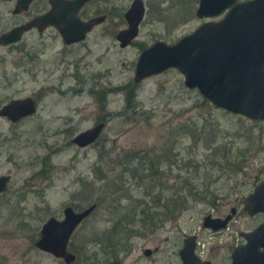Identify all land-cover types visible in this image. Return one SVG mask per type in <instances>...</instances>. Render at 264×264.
Segmentation results:
<instances>
[{"label": "rangeland", "instance_id": "rangeland-1", "mask_svg": "<svg viewBox=\"0 0 264 264\" xmlns=\"http://www.w3.org/2000/svg\"><path fill=\"white\" fill-rule=\"evenodd\" d=\"M134 1L93 2L87 14L93 9V17L105 15L107 21L84 43L65 46L59 32L49 28L32 30L21 42L0 49V109L27 97L39 107L34 117L16 125L0 117V176H12L0 196V264H65L36 243L44 223L52 217L63 220L68 206L82 211L101 203L70 240L75 264H110L114 255L123 264H183L179 253L187 235L199 233L209 215H233L227 230L200 232L205 256L213 264H232L241 234L263 223L264 215L251 217L245 205L264 181V121L215 108L197 89L185 86L177 69L135 82L145 49L158 41L174 45L225 14L199 18L200 0H143L146 15L139 35L122 49L117 35L128 27L125 14ZM17 2L0 0V34L51 7L48 0H36L28 11L15 13ZM131 89L137 98L128 106ZM101 122L107 127L97 143L88 148L72 143ZM147 156L177 162L160 170L168 174L163 179L167 189L162 191L157 180L149 196L155 181L137 172L148 165ZM117 188L121 191L111 195ZM180 189L183 196L190 191L197 196L183 198V211L156 232L143 230V208L167 204ZM122 217L133 218L129 228L137 234L113 251L105 237ZM146 249L153 256L147 258Z\"/></svg>", "mask_w": 264, "mask_h": 264}, {"label": "water", "instance_id": "water-1", "mask_svg": "<svg viewBox=\"0 0 264 264\" xmlns=\"http://www.w3.org/2000/svg\"><path fill=\"white\" fill-rule=\"evenodd\" d=\"M35 1L18 0L15 13L28 11ZM49 1L51 9L47 13L3 34L0 46L17 44L28 32L43 33L50 27L59 32L66 46H70L85 41L87 34L106 20L105 16L87 22L81 20L79 13L90 0ZM223 14L221 20L204 23L174 45L158 41L145 49L137 63L135 82L177 69L185 77V86L197 89L215 108L264 121V0L199 1V18H217ZM145 15L144 1L135 0L125 14L128 27L117 35L122 49L136 40ZM37 111V102L27 97L5 105L0 116L17 123L34 116ZM106 127V123L101 122L77 134L72 143L88 148L99 141ZM11 182V176H0V196L8 191ZM97 206L92 204L80 212L69 206L64 210L63 220L56 217L47 220L36 247L65 264H75L78 258L69 250L70 240ZM245 211L251 217L264 215V181L247 198ZM232 219L233 215L226 218L209 215L203 221V228L213 232L225 230ZM244 238L247 243L232 251V264H264V221L253 231L244 233ZM196 246L195 236L186 238L180 251L183 264H212L197 255ZM146 253L149 255L150 250Z\"/></svg>", "mask_w": 264, "mask_h": 264}, {"label": "trees", "instance_id": "trees-1", "mask_svg": "<svg viewBox=\"0 0 264 264\" xmlns=\"http://www.w3.org/2000/svg\"><path fill=\"white\" fill-rule=\"evenodd\" d=\"M137 98L136 93L134 92L133 89L129 90L128 94H127V102H128V106H130L132 104V102L135 101V99ZM130 156V155H129ZM146 158H149V156H147ZM169 157H157L155 158H149L148 161V165H144L142 170L139 169L137 170V172H141L143 171V173H147L146 175H142L140 178L141 179H152L153 181H155L154 186L151 189V192L148 193L147 195H151L153 193V191L157 188V180H161V185L163 186L162 191H165L167 189H165L164 187V183H163V179H166V177L168 176V174L166 173H162L160 172L161 169H163V167H165V164H170V166L177 164V162H170L169 161ZM198 171V170H197ZM137 172H135L133 174L132 177L137 178ZM98 175L102 178L105 177L104 174L102 173H98ZM113 187H116L117 184L113 183L112 184ZM183 190V189H182ZM182 190H178L177 194H176V200H174L172 197L169 201H167V204H162L160 205L161 201L156 202L155 201L158 199H156L154 201V207H148L146 205L145 208H143L142 212L145 216V219L143 221V226L142 229L146 230V232L149 233H153L156 232L162 224H164L166 221L169 220H173L175 218V216L177 214H180L183 209H184V204H185V200L188 198V196H197L194 195L192 193V191H190L188 194L189 195H184L183 196V192ZM121 191L120 188H117L114 192L111 193V195H117L119 192ZM183 198H186L185 200ZM196 198V197H195ZM182 203V204H181ZM139 207H142V204H139L137 206H133L132 212L134 213L133 215H135L136 209H138ZM158 209V210H157ZM156 210V211H153ZM160 211V212H159ZM134 217V216H133ZM131 219V218H130ZM125 218H120L117 223L113 226V234H111V238H106L107 240V244L111 245L112 244V249L113 251L116 250V247L119 246V243H121V241H123L124 239L127 241L128 239H131L132 237H134V234H137L135 232H133L129 226L133 223V219L130 220ZM115 254V253H113ZM117 255H114V257L116 258Z\"/></svg>", "mask_w": 264, "mask_h": 264}, {"label": "flooded vegetation", "instance_id": "flooded-vegetation-1", "mask_svg": "<svg viewBox=\"0 0 264 264\" xmlns=\"http://www.w3.org/2000/svg\"><path fill=\"white\" fill-rule=\"evenodd\" d=\"M7 1H10V0H7ZM49 1V0H48ZM96 0H90L87 4H85V6L81 9V11H80V13H79V17L81 18V20H83V21H85V22H87V21H90V20H93V18H96V17H93V9L91 10V12L89 13V14H87V11H88V9L89 8H92L93 7V2H95ZM49 3H50V1H49ZM51 5V4H50ZM50 9H51V7H50ZM49 9V10H50ZM48 10V11H49ZM47 11V12H48ZM46 12V13H47ZM103 16H105V15H103ZM97 17H101V16H97ZM106 17V20H105V22L107 21V16H105ZM105 22H103L102 24H104ZM26 24V23H25ZM102 24H100V25H102ZM100 25H98V26H100ZM97 26V27H98ZM17 27V26H16ZM15 28V27H14ZM50 28H53V27H50ZM96 28V27H95ZM94 28V29H95ZM13 29V28H12ZM11 29V30H12ZM49 29V28H48ZM10 31V30H9ZM9 31H7V32H9ZM7 32H3V33H1L0 34V37L3 35V34H5V33H7ZM93 34V30L91 31V32H89L88 34H87V37H86V39L90 36V35H92ZM86 39H85V41H86ZM85 41H83V42H80V43H76V44H81V43H84ZM76 44H73V45H76ZM13 45H15V44H13ZM13 45H9V46H0V49H2V48H10V46H13ZM65 45V44H64ZM66 46V45H65ZM70 46H72V45H70ZM34 99V98H33ZM15 100V99H14ZM35 100V99H34ZM11 101H13V100H11ZM10 101V102H11ZM36 101V100H35ZM9 102V103H10ZM37 102V101H36ZM8 104V103H7ZM7 104H5V105H7ZM4 105V106H5ZM4 106H2V108L4 107ZM1 108V109H2ZM37 108L39 109V107H38V102H37ZM1 109H0V111H1ZM37 113H38V111H37ZM36 113V114H37ZM35 114V115H36ZM34 115V116H35ZM34 116H31V117H26V118H24V119H22V120H20L19 122H17V123H13V122H11L9 119H7V118H4V117H1V118H3V119H7L9 122H11L12 124H14V125H16V124H19V123H22V121H24V120H26V119H29V118H32V117H34ZM73 140V139H72ZM10 176V175H9ZM12 177V176H11ZM160 180V179H159ZM158 180V181H159ZM94 204H97L98 206H97V209L99 208V206L101 205V203L100 204H98V203H94ZM69 207V206H68ZM72 207V206H71ZM67 208V207H66ZM65 208V209H66ZM74 208V207H73ZM64 209V210H65ZM96 209V210H97ZM74 210L76 211V212H80V211H78V210H76L75 208H74ZM95 210V211H96ZM94 211V212H95ZM93 212V213H94ZM133 218H131L130 220H132ZM87 220V219H86ZM85 220V221H86ZM119 220V219H118ZM117 220V221H118ZM84 221V222H85ZM117 221H116V223H117ZM229 225H230V223L228 224V226H227V228L225 229V230H227L228 228H229ZM201 231H207L208 232V234H213V235H215V234H217V233H220V232H222V231H224V230H221V231H218V232H213L212 230H210V229H205V228H203V225H202V228L199 230V233H195V234H193V235H187V237L186 238H188V237H190V236H195L196 237V242H197V246H196V253H197V255L199 256V257H201L204 261H210L212 264L214 263L213 262V260H211V259H209V257H206L205 256V253H204V251H202V249L204 248L205 249V246L202 244V242H201V237H200V232ZM114 232H113V229H112V232L110 233V234H108V237H106V238H111V234H113ZM241 237H242V241L241 240H239L238 242H237V244L235 245V247H234V249L235 248H238V247H242V246H244L247 242H246V240H245V238H244V233H242L241 234ZM186 238L184 239V241L186 240ZM108 246H109V248H110V250L112 249V244L111 245H109L108 244ZM183 247H184V245H183ZM108 248V249H109ZM69 250H70V244H69ZM147 250H150V254L148 255L147 253H146V251ZM159 251V249H156L155 250V252H158ZM153 251L151 250V249H146V250H144V254H145V256L147 257V258H150L151 256H153ZM232 254V253H231ZM179 256H180V253H179ZM78 258V257H77ZM181 258V257H180ZM115 260H113L112 262H115V261H118V262H121L122 264H123V262L122 261H120V260H118V259H116V258H114ZM182 261V260H181ZM111 262V263H112ZM183 263V262H182Z\"/></svg>", "mask_w": 264, "mask_h": 264}]
</instances>
